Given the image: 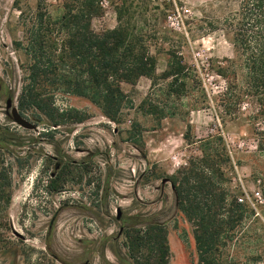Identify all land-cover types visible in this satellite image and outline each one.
Masks as SVG:
<instances>
[{
    "label": "rangeland",
    "instance_id": "obj_1",
    "mask_svg": "<svg viewBox=\"0 0 264 264\" xmlns=\"http://www.w3.org/2000/svg\"><path fill=\"white\" fill-rule=\"evenodd\" d=\"M88 3L95 12H88ZM238 4L239 0L14 1L6 28L23 69L25 92L50 105L44 114L19 109L37 128L25 129L7 121L5 102L0 98V132L10 136L0 147V172L8 178L12 195L6 213L16 229H26L27 243L22 249H32L28 258L21 257L16 264H70L68 259L93 263L94 257L84 256L77 241L117 232L111 220L117 209H124L131 218L157 215L156 220L167 222L168 264H196L194 233L198 228L179 211L169 220L174 211L169 183L164 191L168 204L151 205L161 180L181 178V172L194 162L211 177L217 199L225 192V204L241 200L245 205L241 220L235 216L229 223L228 206L213 207L217 222L211 228L216 239L209 260L213 264H264V152L257 150V133L264 132V118L254 119L258 108L251 99L227 101L223 93L232 77L226 80L217 74L219 67H226L223 61L233 58L223 20ZM81 14L94 34L122 25L142 40L157 59V76L167 69L169 54L174 53L185 67L183 96H166L171 80L157 76L151 81L141 78L136 85L123 83L121 111L112 124L101 118V111L89 100L56 84L64 75L60 63L55 69L59 75L50 74L51 80L44 83L35 78L34 85L30 78L35 40L43 42L47 54L52 51L60 56L75 28L68 19ZM171 14L179 17L180 30L170 26ZM2 38L8 43L5 31ZM10 68L7 49L0 41V83L6 90L12 87ZM145 99L157 111L143 108ZM161 112L166 114L164 119ZM75 114L87 121L76 130L71 126L76 122L69 119ZM46 121L60 126L49 128ZM200 141H208L207 146ZM137 146L144 150L145 160ZM60 162L62 168L56 169ZM204 162L208 166H198ZM53 216L52 245L63 263L55 255L43 254L44 224ZM0 234L10 238V245L18 244L10 232L0 229ZM142 255L153 264L154 255L146 251ZM0 264H9V259L0 256Z\"/></svg>",
    "mask_w": 264,
    "mask_h": 264
},
{
    "label": "trees",
    "instance_id": "obj_2",
    "mask_svg": "<svg viewBox=\"0 0 264 264\" xmlns=\"http://www.w3.org/2000/svg\"><path fill=\"white\" fill-rule=\"evenodd\" d=\"M85 6L88 7L89 13L95 12L91 3ZM81 15H74L68 19L75 28L64 42L60 56H56L52 51L47 54L43 42L39 39L35 40L30 80L34 85L37 83L35 78H42L40 82L43 83L44 80L50 81V74L59 75L55 73V69L60 63L64 75L60 76L61 81H56L60 77L55 80L56 84L60 83L74 96L89 100L101 111L103 117L115 123L122 106L121 84L135 85L142 77L153 80L157 76V59L149 53L144 42L133 36L124 26L118 25L113 30L94 34L89 30V23H84V15ZM65 19L67 20V17H63V20ZM223 25L225 36L233 52V58L224 60L226 67H219L217 73L226 80L232 77L223 96L227 101L235 99L241 102L244 98L251 99L258 108L254 119H262L264 118V0H239L238 9L224 18ZM169 55L167 69L157 77L165 81L171 80L168 83L170 89L166 96L175 95L181 98L183 95H180V88L185 86L183 80L185 67L174 53ZM141 105L143 108L147 106L148 109L157 111V107L153 106L151 101L147 102V99L142 101ZM49 108L50 105L40 97H31L29 92L26 93L23 84L18 109L38 110L44 114ZM159 116L164 119L166 114L161 112ZM69 119L76 123L84 122L77 114L69 115ZM45 124L49 128L60 126L49 121ZM257 136V150L261 153L264 152V132H258ZM183 138L190 144L186 135H183ZM205 142L199 143L207 146L208 141ZM5 143L7 141L0 146H4ZM204 165L208 166L205 162L198 166ZM2 179L4 181L6 178L3 176ZM210 179L211 177L200 171L195 162L190 163V167L185 169V172H181V178L171 179L178 211L198 228L196 234L194 233L197 264H213L208 257L216 239L215 229L211 228L217 222L213 207L218 206L219 203L223 207L228 206L225 210L226 223L235 216L240 217L241 220L245 213V205L241 200L239 203L233 200L225 204L227 197L225 192H222L217 199L216 188L214 189ZM51 188L56 191V186ZM164 228L165 224L153 220L132 223L127 247L133 264H148V261L143 259L144 251L154 255L153 264H168L170 252ZM150 258L152 257H148L149 260Z\"/></svg>",
    "mask_w": 264,
    "mask_h": 264
},
{
    "label": "flooded vegetation",
    "instance_id": "obj_3",
    "mask_svg": "<svg viewBox=\"0 0 264 264\" xmlns=\"http://www.w3.org/2000/svg\"><path fill=\"white\" fill-rule=\"evenodd\" d=\"M9 96L8 90L3 87L0 83V98L4 100V98H7ZM10 141V136H7L6 134H3L0 132V145L3 142ZM3 147V146H0ZM63 163H56V166H58L59 169L62 168ZM62 165V166H61ZM146 173L142 175V178H144ZM141 178V180H143ZM171 183L172 180L170 179ZM2 174L0 172V229L2 232H10L14 239L18 244L12 243L10 245L9 239L7 236H2L0 234V256L7 257L9 259V264H16L17 261L21 258L26 256L28 258L32 254V249H29L28 251H25L22 249L24 247L23 244L27 243V238L25 236L24 228L21 226V231L16 229V226L11 218L8 217L7 211L10 206L12 195L11 191L9 190V180L8 178L5 179V183L3 184ZM168 184V183H167ZM167 184L164 185L163 188L156 187L154 189V193L156 195L155 203H160L163 206H166L168 204V201L166 199V196L164 195V191L166 190ZM170 184V183H169ZM3 185H5L3 187ZM171 193H173V190L171 188ZM175 197V194H173ZM1 203L4 204V206H1ZM146 206V204H143ZM147 205V206H151ZM100 210L103 207V204L99 205ZM84 208H82L83 210ZM87 211V209H86ZM55 216L51 217L49 221H47L44 224V234H43V243H44V255L51 256L55 255L56 257L59 256L56 253V250L54 249L52 242L54 241V226L56 225ZM157 215L150 216L146 219H144L141 216L138 217H129L128 215L124 214V209H117L116 214L112 217V223L117 228V232H112L110 234L103 233L99 238L97 239H91V240H78L77 243L82 246L83 248V255L85 256L87 253L91 254L94 257V262L89 263L86 260H79V259H68L70 261V264H133L127 243H128V235L130 231V226L132 223H145L146 221H158L156 220ZM144 219V220H142ZM24 230V231H23ZM28 232V231H27ZM64 256V255H62ZM60 258V257H59ZM62 258V257H61ZM85 259V258H84ZM64 260V257H63Z\"/></svg>",
    "mask_w": 264,
    "mask_h": 264
},
{
    "label": "water",
    "instance_id": "obj_4",
    "mask_svg": "<svg viewBox=\"0 0 264 264\" xmlns=\"http://www.w3.org/2000/svg\"><path fill=\"white\" fill-rule=\"evenodd\" d=\"M14 1L15 0H8L5 3L3 0H0V41H1L2 45L7 49V52H8V57H9V61L11 64V68L9 69L8 73H9V76L11 78V84H12L11 89L8 90L9 96L7 98H4V102H5L4 114H5L7 121L9 123L16 124L17 126L25 128V129L36 130L37 129L36 126L30 124L26 119H24L22 117V115L20 114L19 109H18L20 97L22 94L23 84H24V76H23L22 66H21L19 58H18L16 47L12 43V38L10 36V33L8 32V30L6 28L9 12L12 9ZM2 6H3V9H2ZM4 31L6 32V35L8 38V43L3 41L2 36H3ZM101 118L107 120L108 122H110L112 124H114L112 121H109L108 119H106L103 116ZM86 124H87V121H84L81 123L72 124L71 126H73V129L76 130L79 127L85 126ZM114 132L116 133V130H114ZM136 149L140 152L141 160H145L146 156L144 155V150L139 146H137ZM55 168L57 169L58 166H56ZM167 183H170L171 188L173 190V194H174L173 184L171 183L170 179H168V178H164L161 180L160 188H163L164 185ZM177 211H178L177 200L174 197V211H173V214L171 215V217L169 218V220L175 216ZM158 222L161 224L167 223L165 221L164 222L158 221ZM54 258L58 262H60V263L62 262L56 256H54ZM63 264H67V263H63ZM196 264H197V262H196Z\"/></svg>",
    "mask_w": 264,
    "mask_h": 264
},
{
    "label": "built area",
    "instance_id": "obj_5",
    "mask_svg": "<svg viewBox=\"0 0 264 264\" xmlns=\"http://www.w3.org/2000/svg\"><path fill=\"white\" fill-rule=\"evenodd\" d=\"M165 1L168 2V3L175 2V0H165ZM168 21H169L170 26L172 27V29L180 30V21H179V17L178 16H176L174 14H171L168 17Z\"/></svg>",
    "mask_w": 264,
    "mask_h": 264
},
{
    "label": "crops",
    "instance_id": "obj_6",
    "mask_svg": "<svg viewBox=\"0 0 264 264\" xmlns=\"http://www.w3.org/2000/svg\"><path fill=\"white\" fill-rule=\"evenodd\" d=\"M113 29H114V28H113ZM113 29H111V30H113ZM156 66H157V64H156ZM156 74H157V67H156ZM142 78H144V79H148V78H145V77H142ZM140 79H141V78H140ZM140 79H139V80H140ZM139 80H138V81H139ZM148 80H150V79H148ZM138 81H137V82H138ZM150 81H151V80H150ZM136 84H137V83H136ZM136 84H135V85H136ZM188 124H189V123H188ZM189 126H190V125H187L188 128H189ZM183 139H184V138H183Z\"/></svg>",
    "mask_w": 264,
    "mask_h": 264
}]
</instances>
